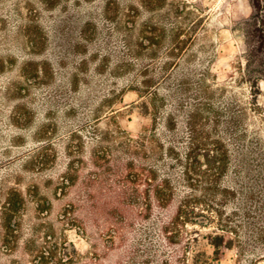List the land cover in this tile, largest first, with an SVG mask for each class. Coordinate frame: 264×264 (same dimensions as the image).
I'll return each instance as SVG.
<instances>
[{"label":"rangeland","instance_id":"1","mask_svg":"<svg viewBox=\"0 0 264 264\" xmlns=\"http://www.w3.org/2000/svg\"><path fill=\"white\" fill-rule=\"evenodd\" d=\"M0 264H264V0H0Z\"/></svg>","mask_w":264,"mask_h":264}]
</instances>
